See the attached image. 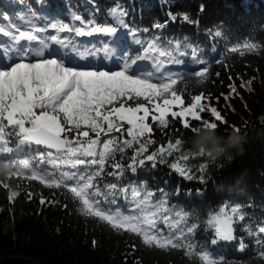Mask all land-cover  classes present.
<instances>
[{"label": "trees", "instance_id": "trees-1", "mask_svg": "<svg viewBox=\"0 0 264 264\" xmlns=\"http://www.w3.org/2000/svg\"><path fill=\"white\" fill-rule=\"evenodd\" d=\"M114 9L124 13L122 19L127 27L116 24L111 15ZM75 16L81 17L85 24L94 21L98 25L117 26L114 35L95 33L89 42L100 48L105 43L115 56L112 68L122 56L145 57L148 64L141 66L137 62L133 70L139 67L141 71H154L157 66L154 57L165 61L162 65L165 73L188 74L209 67L211 74L206 82L192 85L189 81L183 96L185 106L192 102V96L204 93L208 99L202 103L217 107L224 117L223 123L217 122L205 111L201 113V121H191L193 128L202 127L203 121L218 124L215 136L227 150L223 155L211 152V156L205 150L203 155L196 154L198 151L192 147L196 133L185 129L181 118L169 116V127L160 129L150 117L148 122L153 125V132L149 135L155 143L143 155L167 147L169 141L174 143L177 139L182 141L180 150L167 156L165 163L157 161L152 167V162L146 161L135 172L127 168L133 155L131 148L123 157L118 156L125 165L122 174L102 175L98 179L101 187L108 183L118 185L115 203L108 207L134 213L136 205L131 193L125 199L120 192L129 186L153 193L154 201L164 199L162 194H166L167 206L172 209L167 214L169 223L175 222L177 211L186 214V222L169 229L157 217V227L165 234L179 233L196 225L194 233L186 238L196 245L197 251H208L222 264H264L261 257L264 243L257 242L264 241V233L249 235L245 230L250 227L256 231L264 226V0H0V26L5 28L15 24L23 29L28 20L40 27L58 22L85 27L73 19ZM157 24L163 27H155ZM217 31L222 35L215 36ZM59 36L70 43L77 38L75 33H59ZM152 41L169 51L179 41L180 51L173 55L183 63H172L170 57L146 52L147 44ZM249 43L259 47L247 51L244 45ZM232 48L240 51L233 52ZM193 49L206 64L194 62ZM233 85L236 92L231 90ZM124 138L130 139L126 135ZM234 138H238L237 143L230 146L228 142ZM186 153H191L188 160L180 162L192 169L194 179H186L170 167ZM202 164L207 168L200 172ZM104 171L117 170L108 164ZM4 178L10 188L0 184V257H28L42 264H200L195 256L186 255L185 249L150 248L134 233L117 232L98 218L84 216L65 189H49L39 181L7 177L6 170ZM12 190L19 194L10 200ZM41 198L45 199L44 205L39 202ZM237 205L244 216L242 221L231 213ZM221 210L232 216L233 240L218 239L208 223ZM214 239H217L215 244ZM241 242L245 245L243 250Z\"/></svg>", "mask_w": 264, "mask_h": 264}, {"label": "snow or ice", "instance_id": "snow-or-ice-1", "mask_svg": "<svg viewBox=\"0 0 264 264\" xmlns=\"http://www.w3.org/2000/svg\"><path fill=\"white\" fill-rule=\"evenodd\" d=\"M111 15L117 25L127 27L122 19L123 12L114 9ZM73 19L85 24L79 16ZM183 19L187 21V15ZM27 23L29 27L26 30L15 24H10L7 29L0 27V34L11 42L0 48V184L5 189L10 188L4 178L6 170L7 177L39 181L49 189H65V194L79 206L84 216L98 218L117 232L134 233L142 237V243L147 247L185 249V254L190 258L195 256L200 264H222L208 251H197L196 245L186 238L194 233L196 225L179 233L169 231L167 234L157 227V217L159 223L168 224L169 229L186 222V214L177 211L175 222L169 223L167 214L172 209L167 206L166 194H162L164 199L154 201V194L146 189L138 186L121 188L125 199L130 192L136 205L134 213L126 214L108 207L115 203L118 185L108 183L101 187L98 182L102 175L117 177L122 174L125 165L117 157H123L129 148L133 150V155L129 157L127 168L132 172L137 167H143L146 161L152 162V167L157 161L165 163L167 156L180 150L182 141L177 139L174 143L169 141L167 147L161 146L151 154L143 155L148 146L155 143L149 135L153 132V125L148 122L150 117L160 129L169 127V116L181 118L183 127L196 135L218 127L216 122L208 121H203L199 128L191 126V121L202 120L201 113L205 111L210 112L215 121L224 122L217 107L202 103L208 99L204 93L192 96V102L187 106L183 99L189 81L196 85L208 80L211 74L209 67L192 70L188 74L165 73L162 68L165 61L154 57L157 65L154 71H141L139 67L133 70V66L145 58L143 56H122L112 69L82 66L76 61L77 58L87 59V50L79 52L73 46L71 51L76 53L75 56L63 53L58 56L56 51L51 50L50 42L67 48L70 41L61 39L59 33H75L77 36L103 33L111 36L117 32V26L98 25L90 21L85 27H74L58 22L49 26L57 34L45 38L42 34L48 31V27L32 24L31 20ZM221 35V32H215V36ZM258 47L251 43L244 45L247 51ZM103 51L107 54L110 50L105 46ZM145 51L155 52L158 57H170L172 63H183L173 55V52L180 51L179 41L172 51L161 48L156 41L149 42ZM231 51L239 52L240 49L232 48ZM191 54L196 57L195 63L206 64L199 59L195 49ZM106 58L110 57L106 55ZM157 73L160 75L157 76ZM231 90L236 92L234 85ZM225 99L228 97L225 96ZM174 107L179 110L174 111ZM115 133L121 135L116 136ZM125 135L130 139H125ZM196 154L203 155L204 149ZM189 155L191 153L181 154L178 162L170 167L182 177L194 179L192 169L180 162H186ZM108 164L117 171L105 173ZM206 168L207 165L202 164L199 171L203 172ZM200 179L203 180L202 175ZM18 194L12 190L9 199L13 200ZM28 196L31 198L32 193L29 192ZM39 202L44 205L45 199L41 198ZM231 213L244 220L239 205L232 207ZM208 223L218 239H235L232 216L226 215L223 210L212 215ZM245 230L249 235L258 236L264 233V226L256 231L250 227ZM257 242L264 243L261 240ZM212 243H217V239ZM244 247L241 242L240 249ZM261 257L264 258V252Z\"/></svg>", "mask_w": 264, "mask_h": 264}, {"label": "clouds", "instance_id": "clouds-1", "mask_svg": "<svg viewBox=\"0 0 264 264\" xmlns=\"http://www.w3.org/2000/svg\"><path fill=\"white\" fill-rule=\"evenodd\" d=\"M238 138L230 139L229 145L235 146ZM192 147L194 150H200L203 148L205 151L214 153L215 155H223L227 147L222 146L217 140L214 131L201 132V134L196 135L192 140Z\"/></svg>", "mask_w": 264, "mask_h": 264}, {"label": "water", "instance_id": "water-1", "mask_svg": "<svg viewBox=\"0 0 264 264\" xmlns=\"http://www.w3.org/2000/svg\"><path fill=\"white\" fill-rule=\"evenodd\" d=\"M0 264H42V263H39L34 259L28 257L5 255L0 257Z\"/></svg>", "mask_w": 264, "mask_h": 264}, {"label": "rangeland", "instance_id": "rangeland-1", "mask_svg": "<svg viewBox=\"0 0 264 264\" xmlns=\"http://www.w3.org/2000/svg\"><path fill=\"white\" fill-rule=\"evenodd\" d=\"M25 29V28H24Z\"/></svg>", "mask_w": 264, "mask_h": 264}]
</instances>
